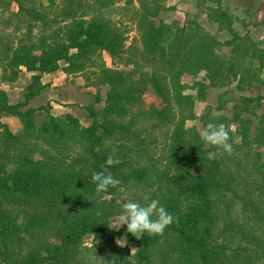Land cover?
<instances>
[{
  "label": "trees",
  "instance_id": "trees-1",
  "mask_svg": "<svg viewBox=\"0 0 264 264\" xmlns=\"http://www.w3.org/2000/svg\"><path fill=\"white\" fill-rule=\"evenodd\" d=\"M48 1L43 5L37 0H0L4 9L12 2L19 3V11L11 12L13 15L3 21L5 25L13 21L14 31L0 34L3 77L15 80L20 65L36 72L24 101L10 103L0 91V138L15 146H20L25 138L44 140L59 157L24 156L13 161L15 166L9 169L6 160H11L0 153V264H76L81 239L88 234L109 243L118 238L136 243V264H264V168L257 163V154L250 152L252 144H264V112L258 116L254 139L248 136L251 121L243 118L241 112L233 119L240 122L241 140L237 142L229 134L231 154L243 149L244 157L249 159L243 167L248 171L244 173L251 176L249 179L239 174V164L237 171L230 170L231 154L209 157L208 153L217 148L204 144L195 128L186 127V120L194 117L195 100L185 93L188 85L182 82L184 75L205 71L210 84L218 85L220 70L226 67L233 75L242 73L240 85L244 78L255 76L253 60L264 66V50L249 34L232 32L233 39L221 42L194 19L184 24L178 20L157 21L165 4L161 0H138L140 7H134L133 19L141 32L143 48L139 53L128 51L124 46L125 31L102 13L104 7H111V0H93L94 6L84 0H61L64 15L71 17L65 28L54 26L59 17L55 15L52 20L50 14L54 15L51 8L56 0ZM211 1L221 4L220 0ZM205 4L206 0H198L200 7L214 8ZM88 9L95 11L88 20L76 17L74 10ZM214 9L211 19L231 30L236 17L221 5ZM24 24L27 30L22 36L17 31ZM36 26L40 27L38 33L34 32ZM223 45L231 46L236 62L220 59L218 52ZM102 51L128 69L105 67L97 58ZM246 57L250 60L244 64ZM63 61L66 63L62 69L67 73L84 71L95 63L99 70L92 85L108 86L102 111L87 106L93 118L89 125H82L72 114L50 115L37 125L35 110H23L27 100L43 89L42 75L58 70ZM235 65L240 66L238 70ZM224 76L228 83L230 76ZM196 85L198 97H203L207 85ZM150 89L161 97L160 107L144 106ZM95 96V102L100 101V90ZM241 99V111L256 114L264 94ZM3 112L17 116L22 130L12 131L2 118ZM99 114L101 120L97 119ZM139 119L173 127L163 177L158 175L159 170L150 173L142 161L148 150L147 139L145 142L134 128ZM115 141L120 144L113 149L111 143ZM108 155L113 157L111 165L105 162ZM92 171L111 173L120 183L97 193L91 182ZM168 177L174 187L163 184ZM143 181L145 188L159 186L149 198L158 199L173 215L174 222L160 234L137 239L123 225L114 229L113 218L119 211L118 187ZM97 211L102 215L97 216ZM237 237L241 240L233 246Z\"/></svg>",
  "mask_w": 264,
  "mask_h": 264
},
{
  "label": "rangeland",
  "instance_id": "rangeland-1",
  "mask_svg": "<svg viewBox=\"0 0 264 264\" xmlns=\"http://www.w3.org/2000/svg\"><path fill=\"white\" fill-rule=\"evenodd\" d=\"M38 1L43 5H47L49 2L48 0H37V2ZM84 1L88 4L92 3L93 6L95 4V2L93 3V0ZM111 1V7H104L102 10L103 15L111 17L117 23V26L125 31V48H127L128 51L134 49V51L139 53L143 48L141 42V32L138 29L136 21L133 19L134 7H140L139 1ZM220 1L221 7L223 4V7H226L227 10L230 9L231 11L229 12L236 17L231 30L223 29L219 21L211 19L212 14L216 12L214 8L220 6L216 1L211 0H206L205 4L214 7L211 10L200 7L198 5V0H161V2L165 4L166 8L163 7L160 9L159 17L156 20H178L181 24H184V22L188 20H197V22L208 34L221 42L233 39L234 35L232 32H236L241 36L249 34L252 40L258 43V47L264 50V15H262V13L264 14V0H256L255 2H253V0H243L241 2V4L244 5L243 7L235 6V1L238 0ZM250 3L251 7L248 5ZM258 5H260V7ZM51 9L54 11H52L54 15L50 14L51 17L53 16L52 20H55V15H58L59 17L56 19L57 21L54 24L55 27L65 28V26L71 22V17L69 15H64L62 11L63 5L61 0H56V5ZM18 11L19 3L17 2H12L11 6L7 9H4L2 5L0 6V34L14 31L15 26L13 21L8 25H5L3 21L6 17H10L13 13ZM74 11L77 18L84 17L85 20H88L93 14H95L94 9H88L87 11ZM14 15L16 16V14ZM16 17L19 16L17 15ZM17 19L18 18H16V20ZM26 30L27 25L24 24L17 32H20V34L24 36ZM39 31L40 27H34L35 33H38ZM231 49V46L223 45L218 52L220 59L226 63L232 62L233 57L231 55ZM97 58L100 60L99 62H103L104 66L107 68L119 70L128 69V66L124 65V63L115 58L113 59L106 51H102L101 56ZM249 60L250 57L243 58L244 64H247ZM65 63L66 62L64 61L61 62V67L58 70L42 75L41 82L44 84L43 89L39 94L27 100L28 105L23 107V110L26 108H33L35 110L34 118L37 125H40L43 121L48 119L50 115L63 117L66 114L77 116L81 124L84 126L89 125L93 121V118L90 117L87 106L93 105L95 109L99 111H102L105 106L108 86L101 85L99 88L92 85V82L95 80L97 70H99V66L94 63L93 66L91 65L90 68L84 71L67 73L62 69ZM259 64L260 62L258 60H253L254 66L252 65V74L255 76H248L244 78V81L240 85L239 78L242 73L237 72L236 75H233V73L228 71L225 66V68H221L220 71L222 76H230V81L228 83H226L227 79H225V76H218V80L221 83L218 85H211L205 71H201L196 75L182 76V82L188 85V88L185 89V93L191 94L195 100L193 107L194 117L186 120V127H192L198 131L202 126L209 122L223 123L226 127H232L233 130L230 134L235 141L239 142L241 140V134L239 133L240 122L239 120L233 119L237 113L241 112L240 115L243 118L251 121L248 136L250 139H254L258 132V116L264 112V101L262 102L260 108L256 110V114H251L247 110L241 111V104L243 103L241 98L243 96L256 97L264 94V66ZM235 66L237 70L240 67L237 65ZM8 71L9 70L7 69L6 72ZM4 72V67L0 66V91L5 93L7 101L10 103L16 104L24 101L26 99L27 88L32 82L33 75L36 72L30 71L23 65H20L17 78L15 80L4 79ZM197 82H203L207 85L204 90L203 97L200 98L198 97L199 88L196 85ZM98 90H100V101L95 102V95ZM152 105L160 107L162 105V99L157 96V93L154 90L150 89L145 95L144 106L148 109ZM176 108V118L178 119V106H176ZM2 118L10 125L12 131L17 133L22 130V122L17 116L3 112ZM97 119L101 120L100 114L97 115ZM134 128L141 132V136L145 139V142L147 139L146 145L148 156L145 155L142 157V161L149 166L150 173H154L156 170H159L158 175L162 176L161 173L165 170V164L169 156L170 142L172 140L171 132L173 131V127L160 126L151 119H139V122L134 126ZM124 143L130 144V142ZM119 144L120 141H115L114 143H111V147L113 149L119 148ZM252 145L253 146L250 147V152L257 154V163L261 164L264 168V144L255 143ZM77 148H79V146L76 147V149ZM6 149L8 150V153L5 152ZM242 151L243 149H240L236 151V153H233L234 155L231 154L234 162L231 161L229 168L230 170L232 169L237 171L236 167L238 166L237 164H239V174L243 177L251 179V176L244 173L246 169H243V167L249 159L244 157V153ZM0 153H3V155H6V158L11 160H6V162H8L9 169L15 166L13 161L19 160L24 156H30L34 159H59L57 151L54 147L52 148L46 141L39 140L37 138H25L20 143V146L11 145L7 140L0 138ZM224 153L225 152L222 149L217 148L216 151H210L208 156L211 158H222V154ZM9 154L10 157H8ZM159 178L161 179V177ZM166 183L171 184L173 187L175 186L170 177L163 181V184ZM158 187L159 186L156 185L153 188H145L144 181L135 184L130 182L128 186H119L117 202L120 205V202L124 199H130L136 200L139 203H144L145 201L141 200L140 194H147L149 196L153 190ZM227 195L229 197L232 196L231 192H227ZM106 197L110 198V195H106ZM238 202L241 206V200ZM262 207L264 210V205ZM261 220H264V218ZM115 222L116 216L113 218V224ZM240 240L241 238L237 237L233 246L237 245ZM48 241L56 242L57 238H48ZM136 250V243H129L125 238H118L114 242L109 243L95 238L92 234H88L81 239L79 250L77 251L76 264H136Z\"/></svg>",
  "mask_w": 264,
  "mask_h": 264
},
{
  "label": "clouds",
  "instance_id": "clouds-1",
  "mask_svg": "<svg viewBox=\"0 0 264 264\" xmlns=\"http://www.w3.org/2000/svg\"><path fill=\"white\" fill-rule=\"evenodd\" d=\"M232 130L231 126L226 127L223 123L209 122L198 130V136L204 144L215 146L225 153L231 154L233 148L229 142V134ZM105 162L111 165L113 163L112 155H108ZM91 182L97 193L106 192L109 187H115L120 183L111 173L106 174L103 171H92ZM140 197L145 201L144 203L130 199L120 202L114 229L123 225L126 232L140 239L146 234H160L170 223L174 222L173 215L158 199H150L147 194H140ZM96 215L101 216L102 213L97 211Z\"/></svg>",
  "mask_w": 264,
  "mask_h": 264
},
{
  "label": "crops",
  "instance_id": "crops-1",
  "mask_svg": "<svg viewBox=\"0 0 264 264\" xmlns=\"http://www.w3.org/2000/svg\"><path fill=\"white\" fill-rule=\"evenodd\" d=\"M242 1H243V0L235 1V2H236V3H235V6H236V7H237V6H238V7H243L244 5L241 4ZM246 1H247V0H246ZM255 1H256V0H253V2H255ZM238 2H239V3H238ZM245 5H247V4H245ZM248 5L250 6L251 3L248 4ZM258 6L260 7V5H258ZM222 7H223V4H222ZM250 7H251V6H250ZM259 7H258V8H259ZM223 8H224L225 10H227L226 7H223ZM227 11L229 12V11H231V10L229 9V10H227ZM229 13H230V12H229ZM230 14H231V13H230ZM262 15H264V14L262 13ZM262 15H261V16H262Z\"/></svg>",
  "mask_w": 264,
  "mask_h": 264
}]
</instances>
